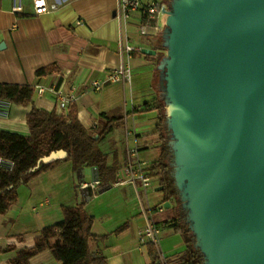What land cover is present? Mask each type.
<instances>
[{"label":"crops","instance_id":"1","mask_svg":"<svg viewBox=\"0 0 264 264\" xmlns=\"http://www.w3.org/2000/svg\"><path fill=\"white\" fill-rule=\"evenodd\" d=\"M45 1L57 7L36 15L33 0H0V84H40L74 93L78 97L71 107L79 122L94 134L109 119L121 117V125H113L108 136L107 146L113 147L108 163L116 164V176L128 162L141 163L152 181L147 189L140 185L138 189L131 184L112 185L88 195L79 183L92 181L97 176L96 167H84L78 177L71 160H61L19 186L16 201L0 214V249L10 247L0 251V264H11L19 250L34 246L43 228L61 222L63 206H75L83 200V208L93 217V234L106 236L91 240L88 250L102 255L106 264H151V244L140 242L139 233L146 223L143 211L159 227V248L167 263L182 264L183 258L189 256L190 263L203 264L200 252L189 248L185 241L178 218V197L168 191L158 171L164 159L159 131V64L167 14L151 16L143 8L122 18L117 12L119 0ZM158 1L165 4L166 10L173 2ZM16 4H20V11L12 9ZM126 45L136 49L127 52ZM144 48L155 53H143ZM47 66L55 70L37 75ZM119 66L131 69L129 79L106 80L107 72ZM95 80L102 83L100 90L91 88ZM32 100L36 107L60 114L50 92L33 94ZM1 103L4 111L0 113V130L28 135L26 115L30 106L6 100ZM131 149L136 153L129 155ZM125 224L123 231L115 232ZM29 263L61 264L50 249L34 255Z\"/></svg>","mask_w":264,"mask_h":264},{"label":"water","instance_id":"2","mask_svg":"<svg viewBox=\"0 0 264 264\" xmlns=\"http://www.w3.org/2000/svg\"><path fill=\"white\" fill-rule=\"evenodd\" d=\"M165 14L160 89L194 248L203 264H264V0H173Z\"/></svg>","mask_w":264,"mask_h":264},{"label":"trees","instance_id":"3","mask_svg":"<svg viewBox=\"0 0 264 264\" xmlns=\"http://www.w3.org/2000/svg\"><path fill=\"white\" fill-rule=\"evenodd\" d=\"M54 70L53 66H47L40 69L37 75H46ZM34 89V86L28 84H0L1 100L30 106L26 115L28 135L0 130V214H5L16 201L19 186L26 185L28 181L52 169L64 159L71 160L73 171L78 177L84 167H96V177L101 184L100 192L110 188L117 179V166L114 162L108 163V153L104 148L107 146L113 125L119 127L122 118L116 116L109 119L107 124L94 134L79 122L73 106L68 114H57L54 110L47 111L36 107L32 100ZM161 99L159 131L164 142V159L159 168L163 170V181L167 184L168 191L177 196L171 173H168L172 168L168 145L171 133L166 126V105L163 96ZM58 149L66 150L67 157L50 163L38 162L43 156ZM88 195L92 194L88 191ZM84 205L83 200L75 206H63L64 219L43 228L35 237L34 246L19 250L10 263L30 264L31 257L50 249L54 258L61 264H106V259L102 255H93L88 250L91 240L106 236L98 237L93 234V217L86 212ZM125 228L126 224L117 228L115 232L120 233ZM182 232L189 248L195 249L193 234L187 223L182 226ZM51 240H55L54 244ZM9 249L10 247H7L0 251ZM150 254L151 264H161L153 245ZM182 264L193 263H190V257L186 256Z\"/></svg>","mask_w":264,"mask_h":264},{"label":"built area","instance_id":"4","mask_svg":"<svg viewBox=\"0 0 264 264\" xmlns=\"http://www.w3.org/2000/svg\"><path fill=\"white\" fill-rule=\"evenodd\" d=\"M57 7L55 3H47L45 0H33V10L34 14L38 15L44 12L53 10ZM146 8L147 12L151 16L158 15L159 13H165L166 6L165 4L159 2L158 0H149L147 3H143L142 0H119L117 12L118 15L122 18H127L131 15V13L135 12L136 10ZM14 11H20L22 8L20 4H16L12 8ZM136 47H132V45H126L125 50L127 52H133ZM131 75V69L126 66H119L118 68L112 69L107 72L106 80L111 82L116 81H124L128 80ZM91 88L93 90H100L102 83L98 80L92 81ZM47 92H50L56 98V105L57 108L60 110V114H64L69 110L72 103L77 99L76 96L72 92H66L62 87L55 88L53 86L44 87L40 84H36L34 89V94L42 95ZM0 107H3L1 100H0ZM4 110L0 109V113ZM136 149L129 150V155L135 154ZM1 162V159H0ZM12 165V164H11ZM160 169V168H159ZM160 174L163 175L161 169L158 170ZM116 182L113 185H124V184H131L138 189L139 185L147 189L151 185L152 176L149 172L145 171L143 164H133L132 162H128L127 165L118 172L116 176ZM79 187L82 190L88 191L92 194H98L101 189V184L98 177H95L90 182L81 181L79 183ZM162 208V207H161ZM144 215L146 216V223L142 228L140 234V242L141 244H151L153 247L156 248L157 253L159 255V261L161 264H169L166 262L165 257L160 252L159 248V227L155 224L152 219L143 211Z\"/></svg>","mask_w":264,"mask_h":264},{"label":"rangeland","instance_id":"5","mask_svg":"<svg viewBox=\"0 0 264 264\" xmlns=\"http://www.w3.org/2000/svg\"><path fill=\"white\" fill-rule=\"evenodd\" d=\"M161 52H162L163 57H165L166 56V49H163V51H161ZM112 148H113L112 146H109L108 145V146H106L104 148V151H106L108 153V155H109L111 153V151H112ZM177 205L179 207V215H178V218H180L179 219L180 224L183 226L184 224H186V210L182 206V202L179 200V198H178ZM201 258L203 259V257H201ZM202 262H203V260H202Z\"/></svg>","mask_w":264,"mask_h":264}]
</instances>
